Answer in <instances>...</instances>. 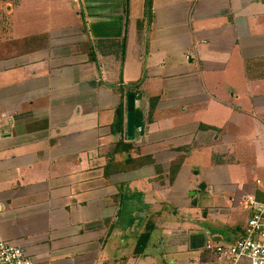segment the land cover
I'll use <instances>...</instances> for the list:
<instances>
[{
    "label": "crops",
    "instance_id": "obj_1",
    "mask_svg": "<svg viewBox=\"0 0 264 264\" xmlns=\"http://www.w3.org/2000/svg\"><path fill=\"white\" fill-rule=\"evenodd\" d=\"M72 1L77 21L25 12L0 50V241L114 264L146 231L197 264L220 233L174 227L176 210L218 222L264 202V0Z\"/></svg>",
    "mask_w": 264,
    "mask_h": 264
},
{
    "label": "rangeland",
    "instance_id": "obj_2",
    "mask_svg": "<svg viewBox=\"0 0 264 264\" xmlns=\"http://www.w3.org/2000/svg\"><path fill=\"white\" fill-rule=\"evenodd\" d=\"M56 2V4H49L48 0H0V50L6 49V43L8 39H10L9 35L18 38L28 32L27 25H23V14L25 12L37 13L41 11H51L56 18L57 12L60 11V9L67 12L73 11L74 19L77 21L78 17H76L75 14L81 12L78 1L75 3L72 0H56ZM60 22L61 17L56 23ZM19 24L22 25L21 30H18ZM239 209L238 211H241V208ZM176 211L178 212L174 219V227L183 228V226H185L190 229L196 227L214 229L220 233V244L223 246L233 244L242 232L241 230H244V226L248 221V217H246L247 212L240 213V215L236 214L237 219H235L234 216L235 212H232L230 216H219L216 218L218 222L213 221L211 216L206 222L199 223L194 219L191 220L192 214H188L186 219L182 220V211ZM150 236V232L146 231L139 234L136 238V242L139 243L137 249L135 251L133 250L132 255L128 257H123L122 255V257H116L117 259L114 261V264H193L187 259L189 256L172 257L171 254L161 255L160 247L155 246V248H153L152 246L156 244L155 239L152 237L153 234L151 237ZM146 243H150L148 248L145 247ZM206 245L207 243H205V246ZM147 249L150 253L147 252ZM198 256L200 258L196 260L197 264H218L215 257L210 252H206L205 247ZM130 258H134V262L130 263Z\"/></svg>",
    "mask_w": 264,
    "mask_h": 264
},
{
    "label": "built area",
    "instance_id": "obj_3",
    "mask_svg": "<svg viewBox=\"0 0 264 264\" xmlns=\"http://www.w3.org/2000/svg\"><path fill=\"white\" fill-rule=\"evenodd\" d=\"M192 54L186 55V60ZM250 218L241 237L231 245L209 243L205 250L210 252L218 264H264V202L252 198L245 201ZM0 264H35L19 247L0 241Z\"/></svg>",
    "mask_w": 264,
    "mask_h": 264
},
{
    "label": "water",
    "instance_id": "obj_4",
    "mask_svg": "<svg viewBox=\"0 0 264 264\" xmlns=\"http://www.w3.org/2000/svg\"><path fill=\"white\" fill-rule=\"evenodd\" d=\"M125 107H126V136L129 140L132 139L133 130H134V95L128 93L125 98Z\"/></svg>",
    "mask_w": 264,
    "mask_h": 264
},
{
    "label": "trees",
    "instance_id": "obj_5",
    "mask_svg": "<svg viewBox=\"0 0 264 264\" xmlns=\"http://www.w3.org/2000/svg\"><path fill=\"white\" fill-rule=\"evenodd\" d=\"M150 0H146L145 2V14L147 16L150 15ZM140 83H135V84H132V85H128L125 89V92L127 93H134V97H137L138 95L135 93V89L137 88V86L139 85ZM117 111H118V116L116 118V126L118 127V129L121 127V124H122V107H121V104L120 106L117 108ZM139 117H138V113L135 112V126H139ZM208 252V251H206Z\"/></svg>",
    "mask_w": 264,
    "mask_h": 264
}]
</instances>
